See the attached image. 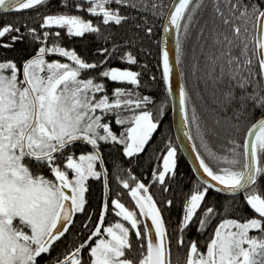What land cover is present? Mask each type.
<instances>
[{
    "label": "snow or ice",
    "instance_id": "obj_1",
    "mask_svg": "<svg viewBox=\"0 0 264 264\" xmlns=\"http://www.w3.org/2000/svg\"><path fill=\"white\" fill-rule=\"evenodd\" d=\"M142 2L163 17V33L175 31L174 64L166 35L157 46L161 100L139 90L138 71L109 66L116 51L119 60L137 62L129 40L94 54L64 44L65 36L85 34L109 41L108 29L134 19L128 10L141 0H0V264H174V249L175 264L181 253L182 264H264V0H225L223 9L214 0L226 30L214 18L210 50L200 43V79L213 90L216 123L223 121L230 145L224 152L209 146L211 130L201 124L183 68L202 0L161 2L158 12ZM23 11L35 21L7 18ZM134 27L153 32L144 18ZM106 80L133 87L109 91ZM169 98L177 102L178 131L190 145L196 177L174 224L164 216L173 200L158 203L150 186L168 191L178 167L176 141L162 138L147 183L132 164L163 125ZM114 154L129 158V166L117 162L110 175L106 156ZM92 181L102 189L95 197ZM210 190L226 201L209 200Z\"/></svg>",
    "mask_w": 264,
    "mask_h": 264
},
{
    "label": "trees",
    "instance_id": "obj_2",
    "mask_svg": "<svg viewBox=\"0 0 264 264\" xmlns=\"http://www.w3.org/2000/svg\"><path fill=\"white\" fill-rule=\"evenodd\" d=\"M161 2L164 4H169L171 0H148L149 5L153 3L156 4L157 12L160 11ZM213 2L214 0H202L201 6L194 14L195 19L193 20V24L195 26L190 30L189 38L185 42V60L183 68L186 74V82L189 92L192 95L193 102L197 106L198 112L200 113L201 124L205 129L211 130L207 133L209 146L215 151L224 152L230 145H227L225 133L222 130L223 121L221 120V124L219 125L216 123V111H218V109L214 111L216 106L213 103V90L211 88L210 82L206 86L205 83H203L200 79V77L206 70L204 55L200 50V43H204L205 52L210 50L209 46L212 44L211 34L209 30L211 29L212 22L216 17V14L212 7ZM219 3L220 7L223 9L225 0H219ZM51 4H59V0H51ZM62 7L63 6L61 5V8ZM41 10V8L36 9V11ZM164 10L166 11L167 9L165 8ZM128 11L134 16V19L127 21L119 27L113 24L112 27L108 29V31L112 33L111 39L109 41L105 42L103 39H98L95 34H85V37L83 39L75 36H73L72 38H68L65 36L64 44L67 46L75 47V49L81 54H94L97 47H111V44L114 42L119 44L122 43L125 39L129 40L130 43L128 47L137 57V62L135 64H132L128 61L119 60L118 57L120 52L116 51L114 57L110 59L109 66L129 67L134 71H138L140 73L139 78L141 81V87L139 90L148 95L155 96L157 100H161L163 99V89L161 87L160 81L161 69L158 67L159 61L157 46L160 43L162 31L160 24L163 17L154 15L150 7L143 6L142 0L140 7L129 9ZM0 15L5 14L1 13ZM6 15L8 19H12L15 15L29 17L31 21H35L36 19L32 11H23L21 13L9 12ZM142 18L146 19L150 26H153V32L150 36L145 34L143 28L137 30L134 27L135 24L142 23ZM205 20L208 21V24L205 26V33L207 35H201L200 40L198 41L196 39L197 32ZM215 23L220 30H226V26L222 25L218 18H215ZM19 47L20 45H16L12 50H7L8 54H13ZM4 51L6 50L0 49V52ZM193 63L196 64V72L194 75L192 74ZM144 65H146V67ZM153 76L156 77L155 80L152 79ZM106 82L108 84L109 91L114 87H133L130 82H115L110 80H106ZM162 119L164 123L160 127V130L155 133L152 143L150 145H147L143 154H138L136 160H132V164L134 165L133 172L137 176H141L145 183H147L148 180L151 179L150 168L156 162V154L160 151V149L165 147L162 142V138L168 139L170 137L175 141L171 125L170 98L168 102L167 115ZM214 132L217 134L214 135ZM104 151L107 153L108 151H110V149L105 147ZM106 161L110 169V175L117 174L115 170L117 162H119V166L125 169H127L129 166V158L123 157L119 154L106 156ZM120 174L123 175V173ZM195 178L196 177L194 176L190 166L178 149V167L176 169L175 177L172 179H168L167 181L169 185L168 191L164 192L158 184H156L155 186H150V191L152 192L158 203H162V201L165 199L173 200V204L170 207L164 206V216L166 221H170L173 224L175 223L180 214V208L184 199V195L188 192L189 188L191 187V183L195 180ZM111 187L116 189L115 181L112 182ZM101 191V186L98 183L92 181V192L90 193V195L95 197ZM207 195L209 200L214 201L218 204L224 203L227 199V195L219 194L213 190H210ZM125 202H128L127 198H125ZM192 234L195 235L194 230L192 231ZM205 235H207V233H205ZM133 248L135 251L134 239ZM177 255L178 253L174 249V264ZM179 255L181 256L182 264V253Z\"/></svg>",
    "mask_w": 264,
    "mask_h": 264
},
{
    "label": "water",
    "instance_id": "obj_3",
    "mask_svg": "<svg viewBox=\"0 0 264 264\" xmlns=\"http://www.w3.org/2000/svg\"><path fill=\"white\" fill-rule=\"evenodd\" d=\"M171 2H172V0H171ZM1 13H3V10H0V14ZM165 35L167 36L166 43H167V47H168L169 52H170V59L174 64L175 63V48H174L175 31L170 29V31L167 34L163 33V31H161L160 41L164 39ZM177 79H178V77L174 75L173 76V84L174 85H175ZM170 103H171L172 132H173L175 141L177 143L178 149L180 150V152L182 153V155L184 156L185 160L187 161L188 165L190 166V168L192 170V168H193V164H192L193 155L191 154V151H190V145L187 141V138L183 135V132L178 131L180 119H179V114H178V110H177V102L174 101L172 98H170ZM193 174L195 176L194 172H193ZM213 191L217 192L216 190H213ZM219 194L226 195L224 193H219Z\"/></svg>",
    "mask_w": 264,
    "mask_h": 264
},
{
    "label": "rangeland",
    "instance_id": "obj_4",
    "mask_svg": "<svg viewBox=\"0 0 264 264\" xmlns=\"http://www.w3.org/2000/svg\"><path fill=\"white\" fill-rule=\"evenodd\" d=\"M59 58V57H58Z\"/></svg>",
    "mask_w": 264,
    "mask_h": 264
}]
</instances>
